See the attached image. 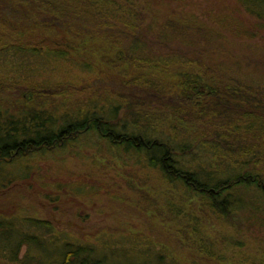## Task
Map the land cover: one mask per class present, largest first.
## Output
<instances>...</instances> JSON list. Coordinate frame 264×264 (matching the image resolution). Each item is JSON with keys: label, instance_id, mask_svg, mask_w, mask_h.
<instances>
[{"label": "trees", "instance_id": "1", "mask_svg": "<svg viewBox=\"0 0 264 264\" xmlns=\"http://www.w3.org/2000/svg\"><path fill=\"white\" fill-rule=\"evenodd\" d=\"M143 1L144 9L138 6V0H20L22 5L16 0H0V7L9 14L7 20L18 19L40 27L33 30L36 32L34 37L22 46L21 51L16 48L17 53H20H16V62L22 58L19 68L27 72L28 62L41 61L40 74H44V82L37 89L40 101L34 99L32 92L25 97L26 105L19 106L7 100V108L1 110L0 107V169L33 152L42 155L45 151L54 154L57 151H69L70 155H80V147L84 144H75L84 140L88 148L94 147L100 154L123 163L125 169L137 165L157 171L160 185L167 189L168 197L162 202H155V207H162L174 218L182 216L186 204L195 208L198 203L217 220L229 225L235 235L255 230L256 234L262 233L264 78L249 83L223 80L224 76L214 69L216 66L212 68L199 63L198 50L194 56L189 52H184L185 56H171L170 63L179 66L184 73L178 83H169L167 79L168 83L162 85L160 79L147 72L148 61L142 62L136 57L125 59L116 53L110 61L99 53L97 56L85 55L88 47L77 43L79 37L87 42V38L91 40L94 36L93 31L101 30L94 21L114 32L121 29L143 32L145 29L142 26L147 19L143 15L145 12L152 17V22L149 19L150 27H156L153 23H159L161 25L156 28H178L184 33L198 36L207 33L200 28L192 33L191 30L196 28L194 23L180 24V21L167 17L162 21L152 12L154 7L151 4L170 9V4L183 0ZM236 1L246 13L264 21V0ZM52 29L57 30L60 39H44V49L31 44L36 41L35 36L47 37L53 33ZM261 29L264 30V27L261 26ZM104 34L111 33L104 32L97 37L108 41ZM13 37L17 36L12 35L9 39ZM71 40H75L76 45ZM109 42L120 44L119 40L109 39ZM207 42L215 43L213 40ZM141 45L143 43H137L135 53L146 52L140 48ZM72 63L80 72L110 71V76L114 78L115 74H124L128 78L121 83L127 82L124 85L129 89L133 86L136 95L146 96L155 92L163 98V95L176 94L182 102L158 99L159 107H152L144 103L136 105L145 96H129L133 101L127 104L128 108L130 111L137 110L133 115L143 120L142 128L159 133V137L153 138L137 136L135 134L140 126L131 130L125 122L129 116L122 113V103H126L127 97L113 99L114 95L109 92L101 93L96 89H92V95H89V91H81L80 87L78 92L83 94L80 98L74 97L76 89L71 86L72 83H53L52 79L45 78L46 74L58 72L63 66L69 67L68 64ZM32 66L31 73L34 71ZM165 72V75H170V66ZM211 76H215L218 81L209 79ZM63 86L70 88L63 90ZM54 87L55 93L50 91ZM11 89L16 92L15 88ZM56 96H60V101L55 100ZM187 99H194L192 105H184ZM173 120L178 124H169L174 123ZM168 126L167 137L164 128ZM90 143L93 144L90 146ZM35 148L39 149L33 150ZM189 159L198 163V166L195 167ZM102 188L109 189V185H98L99 191ZM21 217H0V257L10 264L21 263L22 259L23 262L27 260V264H176L163 251L154 247L82 240L66 231H58L46 219L31 215ZM103 235L106 237L104 240H110L108 232L103 231ZM229 240L224 239L227 246L232 244ZM117 242L124 243V240ZM205 246L204 250L210 252L208 255L218 258L216 251ZM224 260L219 259L221 262ZM259 264H264V258Z\"/></svg>", "mask_w": 264, "mask_h": 264}, {"label": "rangeland", "instance_id": "2", "mask_svg": "<svg viewBox=\"0 0 264 264\" xmlns=\"http://www.w3.org/2000/svg\"><path fill=\"white\" fill-rule=\"evenodd\" d=\"M16 1L21 4L20 0ZM138 1V6L144 9V1ZM151 6L154 7L152 12L162 21L167 17L180 21V24L194 23L196 28L191 30L192 33H195L197 28L206 30L207 33L198 36L184 33L178 28L175 30L163 26L156 28L161 25L159 23H153L156 27H150L148 25L150 20L152 22V17L145 12L143 15L147 19L142 26L145 29L143 32L125 29L114 32L94 21L99 24L101 30L93 31L95 34L91 40L87 38L88 43L81 37L77 43H83L84 47H88L85 55L97 56L99 53L110 61L115 58L116 53L118 57L125 59L136 57L142 62L148 61L147 72L160 79L162 85L168 82L178 83L184 73L179 66L170 63L171 56H185L184 52L194 56L198 50L199 63L210 65L212 68L216 66L214 69L224 76L223 80L237 82L242 80L248 83L263 80L260 77L264 78V30L261 29V26L264 27V21H259L258 18L246 13L236 0H183L170 4V9L154 4ZM0 9L2 10L1 7ZM7 15L9 14L6 11L0 12L1 110L7 108V100H12L11 103H18L19 106L26 105L25 97L32 92L34 99L38 100L40 96L37 97L39 93L37 89H40V84L44 82V74L43 72L40 74L39 69L40 65H43L41 61L39 63L35 60L31 64L28 62L27 72L19 68L22 58L16 62V55L20 54L16 48L21 51L22 46L31 41L36 33L34 31L40 27L18 19L7 20L9 18ZM52 31L50 37L35 36L36 41L31 44L44 49V39H60L57 30ZM104 32L111 33L104 34L108 41L97 37ZM20 33L22 36L19 37ZM253 33L255 34L250 35ZM12 35L17 37L10 40ZM109 39L117 42L119 40L120 44L114 45ZM208 40L215 43H208ZM71 41L76 45L75 40ZM137 43H143L140 48L146 52L135 53ZM32 64L34 71L31 73ZM68 66H63L58 72L46 74L45 78L52 79L53 83L58 81L72 83L71 86L76 89L74 97L83 94L78 92L79 87L81 91H89V95H92V89H96L101 93L109 92L114 95L113 99L127 97L126 103H122V113L129 116L125 121L128 127L132 130L140 126L138 133L135 134L137 136L159 137L158 132L144 130L143 120L140 121L139 116L133 115L137 110L130 111L128 108L127 104L133 101L129 96H145L134 94L136 90L133 86L129 89L124 85L127 82L121 83L128 76L115 74L114 78L110 76V71L101 73L96 71L95 67V72L90 70L91 73H88L80 72L74 63ZM169 66L171 73L165 75ZM209 79L218 81L215 76ZM12 87L16 89L15 93ZM69 88L62 87L63 90ZM54 89L55 87L50 91L53 90L55 93ZM90 98L94 100L93 96ZM158 99L172 103L182 102L176 94L163 95L161 98L155 92H150L143 101H137L136 105L144 103L143 105L159 107ZM55 100L60 101V96H56ZM193 100L187 99L184 105H192ZM158 115L161 116V113L158 112ZM173 122L169 124H178L175 120ZM164 129L166 131L164 135L168 137L169 126ZM92 144L90 143V146ZM75 145H83L80 147V155H70L69 151H57L56 154L45 151L42 155H36L32 151L33 153L16 159V162L11 161L10 165L7 163L5 169H0V217L10 219L22 216V219L25 215H31L46 219L58 231H66L82 240L106 242L111 245L154 247L163 251L176 264H217L221 262L220 258L226 259L220 264H259L264 258V231L256 234L255 230L235 235L229 229V225L217 220L196 202L195 208L186 204L182 216L176 219L162 207H155V202H162L168 197L167 189L160 185L161 179L157 171L137 165L125 169L123 163L116 162L103 153L100 154L94 147L88 148L84 140ZM190 162L195 167L198 166V163L192 160ZM212 166L215 169L216 163ZM102 184L109 185V189L102 188L99 191L98 185ZM132 186L135 188L131 189ZM103 231L111 235L110 240H104L106 237ZM225 238H229L232 244L227 246ZM121 240H124V243L119 244L117 241ZM203 245L216 251L218 258L208 255L210 252L204 250ZM21 261L16 264H27V260ZM0 264L10 263L0 257Z\"/></svg>", "mask_w": 264, "mask_h": 264}, {"label": "water", "instance_id": "3", "mask_svg": "<svg viewBox=\"0 0 264 264\" xmlns=\"http://www.w3.org/2000/svg\"><path fill=\"white\" fill-rule=\"evenodd\" d=\"M39 148H35V149H33V150H38Z\"/></svg>", "mask_w": 264, "mask_h": 264}]
</instances>
